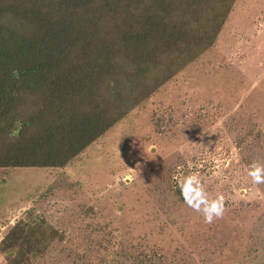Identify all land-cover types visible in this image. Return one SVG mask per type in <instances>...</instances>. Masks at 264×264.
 Wrapping results in <instances>:
<instances>
[{
  "label": "rangeland",
  "instance_id": "374dc122",
  "mask_svg": "<svg viewBox=\"0 0 264 264\" xmlns=\"http://www.w3.org/2000/svg\"><path fill=\"white\" fill-rule=\"evenodd\" d=\"M253 161L264 164V0H235L209 51L71 163L0 168V264H264ZM190 173L224 198L211 223L180 196ZM20 221L46 231L24 263L6 240Z\"/></svg>",
  "mask_w": 264,
  "mask_h": 264
},
{
  "label": "trees",
  "instance_id": "16d2710c",
  "mask_svg": "<svg viewBox=\"0 0 264 264\" xmlns=\"http://www.w3.org/2000/svg\"><path fill=\"white\" fill-rule=\"evenodd\" d=\"M234 3L0 0V168L71 163L209 51ZM42 225L8 234L23 263Z\"/></svg>",
  "mask_w": 264,
  "mask_h": 264
},
{
  "label": "clouds",
  "instance_id": "9594fccd",
  "mask_svg": "<svg viewBox=\"0 0 264 264\" xmlns=\"http://www.w3.org/2000/svg\"><path fill=\"white\" fill-rule=\"evenodd\" d=\"M139 167V165H138ZM253 184H264V164L253 161L246 172ZM179 193L184 203L202 214L205 223H211L214 218H219L224 212V198L217 194L209 199L200 179L195 174L183 176L178 185Z\"/></svg>",
  "mask_w": 264,
  "mask_h": 264
}]
</instances>
